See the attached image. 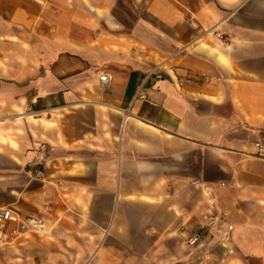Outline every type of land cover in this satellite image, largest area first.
<instances>
[{"label":"crops","instance_id":"1","mask_svg":"<svg viewBox=\"0 0 264 264\" xmlns=\"http://www.w3.org/2000/svg\"><path fill=\"white\" fill-rule=\"evenodd\" d=\"M258 140L264 0H0V264H264Z\"/></svg>","mask_w":264,"mask_h":264},{"label":"built area","instance_id":"2","mask_svg":"<svg viewBox=\"0 0 264 264\" xmlns=\"http://www.w3.org/2000/svg\"><path fill=\"white\" fill-rule=\"evenodd\" d=\"M213 34L215 37L221 39L222 35L220 31L214 30ZM156 75L159 77L160 74L156 73ZM112 81V74L107 72H102L99 75V83L101 85L110 83ZM146 91L142 88H140L137 91L136 97L138 98H146ZM255 155L258 157L264 158V141L258 140L255 142ZM35 164L36 167L32 171V176L41 178L43 176V168L42 164L44 162V159L46 157V152L48 150V144L46 142H41L35 149ZM212 189L207 188L206 193L211 194ZM209 222L207 224H201L199 225L197 231L186 239L188 244H194L197 242L200 238L204 236V234L208 233L210 230V225L213 223H217L219 226L224 224L225 229L223 231V236L227 238L229 236V233L232 229V224L228 223L222 213H216L211 211L208 215ZM9 221H15L18 224V229L22 231H40L45 228V223L41 218L38 217H32V216H26L21 217L18 213H16L13 209L8 207H0V243L4 242L6 240L5 238V229L7 227V224Z\"/></svg>","mask_w":264,"mask_h":264}]
</instances>
